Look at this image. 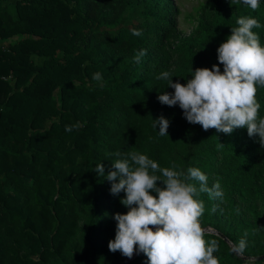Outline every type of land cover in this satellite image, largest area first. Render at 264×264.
<instances>
[{"label": "trees", "instance_id": "1", "mask_svg": "<svg viewBox=\"0 0 264 264\" xmlns=\"http://www.w3.org/2000/svg\"><path fill=\"white\" fill-rule=\"evenodd\" d=\"M169 0H0V264H118L108 249L124 193L105 175L115 152H139L187 173L198 168L222 199L201 193L205 240L219 264H264V148L247 129L231 135L190 124L157 77L173 82L218 64L217 47L255 18L264 46V0H204L189 33L176 31ZM140 30L141 36H134ZM140 49L147 55L134 62ZM221 71L223 66L220 65ZM101 73L103 86L92 79ZM264 118V87L257 86ZM169 120L167 136L152 126ZM79 125L71 132L65 127ZM196 183L195 181H192ZM159 183V182H158ZM199 185L197 184V187ZM153 195H155L153 193ZM247 241L244 253L233 246ZM126 264H148L141 253Z\"/></svg>", "mask_w": 264, "mask_h": 264}, {"label": "clouds", "instance_id": "2", "mask_svg": "<svg viewBox=\"0 0 264 264\" xmlns=\"http://www.w3.org/2000/svg\"><path fill=\"white\" fill-rule=\"evenodd\" d=\"M242 2L252 10L260 6V0ZM236 23L238 27L231 28V34L217 47L218 64L211 69L191 70V79L184 84L173 82L171 71H163L157 79L166 81L173 91L158 95V101L169 107L178 105L186 121L204 131L215 129L231 135L246 128L248 136L258 137L264 148V118L259 117L261 106L256 99L257 86L264 87V46L253 31L261 25L247 16ZM132 34L141 36L142 32L133 30ZM146 55V49L138 50L134 62L141 63ZM92 79L103 86L101 73H94ZM152 120L155 129L159 126L158 134L168 137L169 120L163 116ZM78 127L66 126L65 131ZM113 155L117 159L111 161L106 175L100 162L94 168L99 177L111 182V194L124 193L120 203L128 209L113 214L115 237L108 242L109 251H119L129 259L143 253L148 264H219L214 255L217 242L205 240L200 219L205 205L197 198L207 193L210 199H222L219 183L209 187L208 177L200 169L188 168L185 173L175 165L162 168L139 152ZM233 248L242 255L246 239L242 237Z\"/></svg>", "mask_w": 264, "mask_h": 264}, {"label": "rangeland", "instance_id": "3", "mask_svg": "<svg viewBox=\"0 0 264 264\" xmlns=\"http://www.w3.org/2000/svg\"><path fill=\"white\" fill-rule=\"evenodd\" d=\"M177 9L175 16L176 31L179 35L190 32L195 24L196 10L204 0H169Z\"/></svg>", "mask_w": 264, "mask_h": 264}, {"label": "water", "instance_id": "4", "mask_svg": "<svg viewBox=\"0 0 264 264\" xmlns=\"http://www.w3.org/2000/svg\"><path fill=\"white\" fill-rule=\"evenodd\" d=\"M263 257H264V255L259 256V257H255V259L258 260V259L263 258ZM129 260H130L129 258H125L122 262H120L118 264H126Z\"/></svg>", "mask_w": 264, "mask_h": 264}]
</instances>
